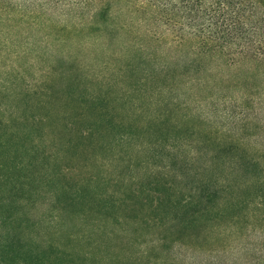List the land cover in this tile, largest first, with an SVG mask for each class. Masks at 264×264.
<instances>
[{
  "label": "rangeland",
  "instance_id": "rangeland-1",
  "mask_svg": "<svg viewBox=\"0 0 264 264\" xmlns=\"http://www.w3.org/2000/svg\"><path fill=\"white\" fill-rule=\"evenodd\" d=\"M75 1L0 0V264H264V0Z\"/></svg>",
  "mask_w": 264,
  "mask_h": 264
},
{
  "label": "trees",
  "instance_id": "trees-1",
  "mask_svg": "<svg viewBox=\"0 0 264 264\" xmlns=\"http://www.w3.org/2000/svg\"><path fill=\"white\" fill-rule=\"evenodd\" d=\"M40 2L41 0H35ZM69 1H75V0H69ZM157 2H160V0H154ZM215 0H167L165 4H161L159 5V9L157 10L162 14H167V15H172V11H176L178 10L179 12L185 14V15H189V14H193L195 13H200V12H204L208 7V4H210L211 2H213ZM221 1V5H224V1L225 0H220ZM262 0H240V5H242L243 7H248L251 6L255 3H260ZM17 2L19 3V6L24 8V5L26 6V4H28V2H33V0H17ZM45 3L46 6L50 7H58L61 4L60 0H42L41 3ZM78 0H76L74 3V5H77ZM175 9V10H173Z\"/></svg>",
  "mask_w": 264,
  "mask_h": 264
}]
</instances>
